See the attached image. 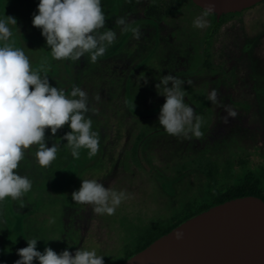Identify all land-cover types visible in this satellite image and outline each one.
Segmentation results:
<instances>
[{"label": "rangeland", "instance_id": "rangeland-1", "mask_svg": "<svg viewBox=\"0 0 264 264\" xmlns=\"http://www.w3.org/2000/svg\"><path fill=\"white\" fill-rule=\"evenodd\" d=\"M130 1L116 0L113 9L108 0L101 4L106 17L109 11L120 16ZM38 4L0 0V17L16 18L17 46L24 48L34 69L47 61L51 86L68 96L73 86L87 93V116L100 146L95 156L82 148L79 158H73L63 139L71 132L66 124L55 136L45 129L46 146L60 145L49 167L36 160L37 145L25 150L17 171L33 186L22 197L23 207L10 197L0 203V264H15L9 262L10 253L17 255L32 238L40 239L37 250L42 253L46 247L58 254L84 248L103 256L104 264H119L150 225L205 201L204 174L211 170L230 185L253 174L264 196V3L221 26L212 41L213 70L199 68L201 42L212 20L207 18L204 29L195 28L193 20L202 10L190 0L156 1L159 14L150 30L134 44L132 36L118 30L116 41L94 63L88 53L78 61L52 58L42 30L32 24ZM105 27L120 26L109 20ZM168 73L186 82L185 102L203 117L199 138L171 136L159 125L165 97L155 85ZM212 89L219 93L216 103L208 100ZM225 106L237 112L228 123ZM83 179H96L128 198L114 215L96 214L93 205L72 200Z\"/></svg>", "mask_w": 264, "mask_h": 264}, {"label": "clouds", "instance_id": "clouds-1", "mask_svg": "<svg viewBox=\"0 0 264 264\" xmlns=\"http://www.w3.org/2000/svg\"><path fill=\"white\" fill-rule=\"evenodd\" d=\"M37 11L32 24L42 30L55 60L78 61L88 53L94 63L116 41V32L105 27L107 18L101 0H39ZM213 14L215 4L209 0L193 20V26L197 29L208 27L207 18ZM115 23L121 26L122 32L130 31L135 39H140L141 30L128 23L125 17L118 18ZM14 30L19 32L16 18L0 17V203L10 197L13 201L20 200L23 207L22 197L33 186L32 180L17 171L25 150L37 145L36 160L41 167L47 168L56 160L60 149L57 143L46 146L45 129H50L55 136L68 124L71 132L63 139L76 159L82 148L89 150V156H95L100 139L99 133L92 130V119L87 116L90 111L87 93L73 86L68 96L63 89L51 86L47 76L50 65L45 61L34 69L24 48L17 46ZM185 83L168 73L155 85L157 90H162L158 93L165 97L159 125L171 136L191 134L199 138L203 135V117L196 115L194 108L185 102ZM218 96V91L212 89L208 100L216 103ZM225 111L224 123H228L229 117L237 116V112L228 106ZM127 198L124 191L106 189L96 179H83L80 189L72 193L74 202L93 205L96 214L108 216L114 215ZM182 238V232L175 233L176 240ZM38 240L27 239V247L17 251L20 259L15 264H33L34 260L38 264H104L103 256L84 248L74 254L67 249L58 254L46 247L42 253L37 250Z\"/></svg>", "mask_w": 264, "mask_h": 264}, {"label": "water", "instance_id": "water-1", "mask_svg": "<svg viewBox=\"0 0 264 264\" xmlns=\"http://www.w3.org/2000/svg\"><path fill=\"white\" fill-rule=\"evenodd\" d=\"M204 9L209 0H192ZM264 0H212L215 15L242 12ZM182 232L181 240L175 239ZM123 264H264V200L247 195L215 204L160 236Z\"/></svg>", "mask_w": 264, "mask_h": 264}, {"label": "trees", "instance_id": "trees-1", "mask_svg": "<svg viewBox=\"0 0 264 264\" xmlns=\"http://www.w3.org/2000/svg\"><path fill=\"white\" fill-rule=\"evenodd\" d=\"M227 17H224L225 20ZM217 23V22H216ZM221 22H219L220 24ZM218 24V23H217ZM218 24V25H219ZM208 182L205 187L204 193V202L199 204H189L183 208L176 216L170 218L167 221H161L160 223H155L150 225L144 232L141 238L137 241V246L134 249L133 253L139 252L151 244L154 240L160 236L166 234L182 221L187 218L208 209L209 207L222 203L226 200L233 199L235 197L254 195L264 199L263 194L261 193V181L256 179L252 174H247L243 179H239L236 184L228 186L222 184L221 181L217 178V172H211L207 176ZM133 253H130L132 255ZM20 257L10 253L9 262H15Z\"/></svg>", "mask_w": 264, "mask_h": 264}, {"label": "flooded vegetation", "instance_id": "flooded-vegetation-1", "mask_svg": "<svg viewBox=\"0 0 264 264\" xmlns=\"http://www.w3.org/2000/svg\"><path fill=\"white\" fill-rule=\"evenodd\" d=\"M156 1H158V0H131L130 5H128L129 9H127L124 14H122L123 11H121V14L119 16L115 11H109V13L106 17L107 18L106 22H108L109 20H111V21L115 20L116 21L120 17H125L127 19L128 23H130L133 27H138L141 30V33H142L141 36H143L145 31L150 30V27L153 26L151 24V22L156 20L155 15L157 13L159 14V10H158L159 6L154 4ZM190 2L193 5L195 4L192 0H190ZM261 3H264V1ZM261 3H259V4H261ZM108 5L110 6V9H113V7L116 5V0L115 1L114 0H108ZM257 5H255V6H257ZM198 8L201 9L200 7H198ZM251 8H249V9H251ZM201 10L203 11V9H201ZM246 10H244V11H246ZM244 11L238 12V13L226 14V15H223L220 19H218L215 14L210 15L208 17L209 19L212 20V24H211L212 26L209 28V31L205 34L203 41L201 42L203 62L199 66L200 69H212L213 70L214 66L212 64H210V60L213 57L212 56V41H213L214 37L219 32L221 26L227 21V19L234 17V16H237L238 14L242 15L244 13ZM224 17H227V18L225 20H223ZM216 22L218 24H219V22H221V23L218 25ZM118 30L119 31L121 30V26L119 28L115 27L113 31L118 33ZM122 33L128 34L129 36H132V43L133 44L136 40L139 41V39H135L133 37V34L130 31L122 32ZM211 172H213V171L211 170V171L204 174L205 178H206V183L204 184V188H203L204 193H205L206 184L208 182L207 176ZM214 172H217V178L219 179V181H221L222 184H226L228 186H231L225 180L221 179V176L219 175V171L214 170ZM252 176H254V175L252 174ZM143 232L137 237V239L134 242L135 244L141 238V236L143 235ZM133 251H134V249H130L129 251L126 250L125 255H124V259L119 264H123L130 256L135 254V253H133ZM130 253H133V254L130 255Z\"/></svg>", "mask_w": 264, "mask_h": 264}]
</instances>
